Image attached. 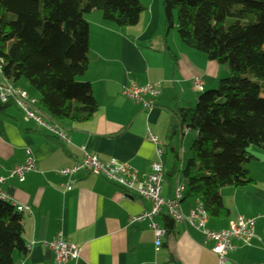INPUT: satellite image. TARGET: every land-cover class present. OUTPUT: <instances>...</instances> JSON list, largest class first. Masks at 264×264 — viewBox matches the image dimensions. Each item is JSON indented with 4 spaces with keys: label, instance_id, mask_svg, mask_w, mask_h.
Masks as SVG:
<instances>
[{
    "label": "crops",
    "instance_id": "obj_1",
    "mask_svg": "<svg viewBox=\"0 0 264 264\" xmlns=\"http://www.w3.org/2000/svg\"><path fill=\"white\" fill-rule=\"evenodd\" d=\"M161 1L141 0L146 10L134 27L106 22L100 11L86 15L89 68L81 81L91 84L98 110L88 121H56L69 134L71 144L38 129L15 107L0 113V177L5 179L0 188L15 206L29 208L22 212L28 253L16 254L15 264H54L48 244L60 234L80 249L79 259L68 264H218L213 243L205 242L200 229L187 222L165 223L164 215L158 216L154 220L166 235L157 247L148 221L130 223L132 217L150 211V201L85 173L77 175L73 189L67 191L63 186L68 178L58 173L75 165L86 151L105 163L129 164L145 179L157 160L155 146L147 140L150 130L165 150L169 174L163 196L174 197L177 184L183 183L181 175L172 176L171 169L178 162L167 146L172 142L180 157L179 168H183L190 155L185 144L191 146L195 134L186 132L171 140L173 115L179 108L195 107L200 95L194 89L195 77L203 78L208 90L229 71L188 48L174 32L168 31L163 43ZM157 82L163 83V89L152 110H144L123 93L131 83ZM27 151L37 169L19 182L10 177V171L27 159ZM250 151L255 160L246 167L253 182L242 189L223 188L221 197L228 213L208 217L207 228L212 231L229 228L241 216L259 217L255 238L248 244L238 243V249L226 255L225 264H264V150L251 147ZM200 205L198 198H187L182 200L181 212L188 215Z\"/></svg>",
    "mask_w": 264,
    "mask_h": 264
},
{
    "label": "trees",
    "instance_id": "obj_2",
    "mask_svg": "<svg viewBox=\"0 0 264 264\" xmlns=\"http://www.w3.org/2000/svg\"><path fill=\"white\" fill-rule=\"evenodd\" d=\"M162 8L164 44L177 24L183 44L229 71L218 87L200 93L195 107L175 112L180 124L173 122L170 139L195 134L183 168L172 142L167 146L178 162L171 170L182 176L183 200L196 197L208 216L220 218L228 213L221 190L253 182L250 149L264 150V0H162ZM95 10L128 28L146 8L141 0H0L3 74L17 86L25 80L55 121H88L98 110L91 84L81 81L89 68L86 15ZM12 107L0 103V113ZM23 234L22 212L0 200V264L27 255Z\"/></svg>",
    "mask_w": 264,
    "mask_h": 264
},
{
    "label": "built area",
    "instance_id": "obj_3",
    "mask_svg": "<svg viewBox=\"0 0 264 264\" xmlns=\"http://www.w3.org/2000/svg\"><path fill=\"white\" fill-rule=\"evenodd\" d=\"M3 59L0 58V103L13 102L16 108L22 113L26 121L33 122L38 129H44L57 137L63 144H71V138L67 131L63 129L39 106L38 96H31L21 87L14 85L3 74ZM194 89L198 93L205 91V81L201 77L193 79ZM163 83L157 82L145 86L131 83L124 87L123 93L132 102L142 105L144 110H152L156 107L155 100L161 95ZM173 119L177 125L179 120L176 115ZM147 140L155 146L157 160L152 162L150 171L145 179L129 164L112 161L105 163L97 156L84 151L83 158L72 167L61 169L58 173L68 178V183L64 189L71 191L79 174H90L103 177L108 182L117 185L127 194L132 193L141 199L150 201L152 208L139 216L132 217L130 223L148 221L150 228L156 237V246L162 244V238L166 235V230L161 228L154 220L161 215H167L176 222H187L191 226L202 231L206 243L212 242V252L218 257V264L226 263V255L238 249V243L248 244L255 238V229L259 217L247 218L239 217L238 221L229 228L212 231L207 228L208 214L200 205L195 211L188 215L181 212V203L185 191L183 183L177 184L175 194L172 198L163 196V186L165 181V150L160 146L157 136L152 131H148ZM27 159L17 164L10 171V177L19 182L25 181L28 174L37 169L36 162L30 151H27ZM5 179L0 177V185ZM0 200L10 201L9 197L0 188ZM19 212L29 210L28 207L16 206ZM48 247L54 253V264H68L80 257V249L71 243L62 234L58 235Z\"/></svg>",
    "mask_w": 264,
    "mask_h": 264
},
{
    "label": "rangeland",
    "instance_id": "obj_4",
    "mask_svg": "<svg viewBox=\"0 0 264 264\" xmlns=\"http://www.w3.org/2000/svg\"><path fill=\"white\" fill-rule=\"evenodd\" d=\"M161 4H162V1H161ZM175 22H177V16L175 17ZM175 26V25H174ZM170 31L173 33H175V35H176V37L179 39V35H178V29L177 28H174L173 27V29H170ZM227 77V76H226ZM226 77H224V78H226ZM219 84V83H218ZM19 85L21 86V87H23V89H25L26 90V92H28L31 96H33V95H35L34 94V92L32 91V89L29 87V85H28V83L25 81V80H22L20 83H19ZM216 87H218V85L216 86ZM215 87V88H216ZM36 96V95H35ZM38 96V95H37ZM176 142V141H175ZM177 143V142H176ZM185 147H187V149L189 150V148H190V145H189V143L187 144H185ZM179 149V148H178ZM183 150H184V148H183ZM188 155H189V152H188Z\"/></svg>",
    "mask_w": 264,
    "mask_h": 264
}]
</instances>
